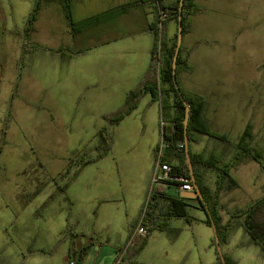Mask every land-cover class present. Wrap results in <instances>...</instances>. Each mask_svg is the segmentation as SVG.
<instances>
[{
  "label": "crops",
  "instance_id": "crops-1",
  "mask_svg": "<svg viewBox=\"0 0 264 264\" xmlns=\"http://www.w3.org/2000/svg\"><path fill=\"white\" fill-rule=\"evenodd\" d=\"M166 2L173 5L177 0ZM195 2L196 10L190 16V31L183 35L181 46L182 54L188 57L192 70L181 71L178 81L184 92L204 98L206 107L201 126L206 125L210 131L227 137L226 128L217 125L216 121L231 118L229 92L221 91L224 85L222 80L212 79L210 73L213 70L220 73L213 64L216 60L218 67L221 66L227 47L231 54L238 51L239 31L229 39L230 42L227 37L213 34L209 26L213 20L209 15L211 2ZM34 3L35 0H0V22H5V27L11 25L6 19L10 13L6 10L13 6L22 8L19 14L23 26L19 30L17 27H6L5 30L29 40L26 50L29 53H33L39 40L43 39L45 51L59 57L50 62L51 69L61 78L51 89L52 103L58 102L60 95L64 99L62 102L68 104L65 109L67 129L72 125V120L82 114L84 105H88L86 110L91 117L103 121L94 129L105 127L103 115L124 103L128 92L139 84L151 65L155 44L152 30L156 22L155 4L140 0H45L33 26L26 30L24 24ZM177 33L176 21H168L167 39L171 41ZM245 103L249 107L245 113H254L253 105L250 106V94ZM175 114V108H169V117ZM161 115L160 102L152 94H145L131 114L120 123L105 127L109 136L112 133L114 137H111L110 152L93 163L79 165L65 186L58 185L51 189L48 198L37 203L32 217L39 215L38 206L44 207L45 214L50 217L48 222L55 230L53 244L63 237L61 264H71L74 257L70 258V254L79 253L85 247L88 249L84 260L91 250L96 249L98 257L107 256L113 264H118L121 257L123 260L142 259L143 263L148 264H217L214 230L212 225L205 222L208 213L202 208L200 200L193 198L186 201L187 213L192 220L162 217L159 223L164 228H156L149 233L143 249L137 255H129L136 241L126 249L130 234L138 226L151 187L156 151L161 139ZM251 120L250 117L246 119L237 141L250 125L254 134L252 144L255 145L257 132ZM189 138L190 153L213 165L203 168L199 164L193 165V168L194 174L196 171L204 173V183L214 195L218 191L219 179V171L214 165L222 167L234 162L238 154L236 142L222 141L198 131H192ZM179 163V158L172 154L170 164ZM89 168L92 169L91 174L87 172ZM245 172L246 176H243ZM230 174L239 187L230 188V182L226 180L218 192V213L222 223L230 220L229 211L245 209L264 197V168L260 162L245 158L231 167ZM41 190L38 188L33 193L30 198L33 199L27 202L29 205ZM159 190L164 192L165 197L181 196L174 183H157L155 193ZM141 237L145 236L137 238ZM241 246L255 247L264 257L261 248L246 230L238 226L232 231L228 242L222 245L224 254L234 264L240 263L235 249ZM161 255L165 258H161ZM75 262L78 264L77 260ZM119 264L125 263L122 261Z\"/></svg>",
  "mask_w": 264,
  "mask_h": 264
},
{
  "label": "rangeland",
  "instance_id": "rangeland-1",
  "mask_svg": "<svg viewBox=\"0 0 264 264\" xmlns=\"http://www.w3.org/2000/svg\"><path fill=\"white\" fill-rule=\"evenodd\" d=\"M209 1V15L213 19L209 26L213 34L227 37L230 42L239 31L238 51L231 54L227 47L221 66L216 60L213 64L220 73L216 70L210 73L212 79L228 85L222 86L221 91L229 92L231 101L228 104L231 118L217 120L216 124L225 127L227 137L237 142L246 119L252 118L257 132L255 146L264 151V0ZM6 11L10 13L6 19L11 24L7 23V29L19 30L23 26L19 14L22 8L13 6ZM3 23L0 22V264H61L63 239L60 237L53 244L55 230L48 222L49 215L44 207L38 206L39 215L32 217L33 209L48 198L51 189L65 186L83 160L96 156L101 130L109 123L106 121L105 127L94 129L103 121L91 117L86 110L88 105H84L82 114L67 129L68 104L62 102L60 95L58 102L52 103L51 89L61 78L51 69L50 62L59 57L45 51L43 39L29 53L26 51L29 44L25 48L27 39L6 31ZM26 24L27 19L25 29ZM249 94L253 115L245 113L249 109L245 103ZM261 166L264 168V154ZM38 188H42L41 192L29 205L28 200L33 199L30 198ZM235 250L239 264H264V257L255 247L241 246ZM109 260L107 256L98 257L93 249L84 264H113ZM138 262L148 264L142 259Z\"/></svg>",
  "mask_w": 264,
  "mask_h": 264
},
{
  "label": "trees",
  "instance_id": "trees-1",
  "mask_svg": "<svg viewBox=\"0 0 264 264\" xmlns=\"http://www.w3.org/2000/svg\"><path fill=\"white\" fill-rule=\"evenodd\" d=\"M43 1L45 0H35L33 9L27 18L26 30H28L30 26H33ZM144 1L154 3L156 8V22L152 27L155 35V44L152 53L151 65L139 84L128 92L124 103L117 109L104 114L103 118L108 121L109 124H118L137 108L145 94H152L158 101H160L162 116L167 122L163 128L162 136L168 145L164 150L161 161L162 163H167L170 165L171 170L169 172V176L171 178L177 177L186 180L190 178L185 152L184 133V120L187 108L190 110L188 125L189 137L191 136L192 131H198L218 138L222 141L231 143L232 141L224 135L216 134L210 131L207 129L206 125L201 126L200 123H202L204 110L206 107V102L201 95L186 93L181 87L179 92L175 86L173 79V57L177 45L178 33L170 41L166 37V27L168 21L170 20H174L178 24V18L180 14V0H177V2L173 5H169L166 0H140V2ZM195 10V0L183 1V7L181 11L183 34H186L190 31V16ZM161 12L167 13V19L163 22L162 26V49L159 53L157 50L160 36L158 22ZM68 16L71 19V12L69 8ZM155 53H159L158 59L154 58ZM191 70L192 66L189 63L188 57H185L182 54V49H180L176 68L177 80L181 71ZM169 108H175L176 114L173 117H169ZM100 135L102 140L97 156L83 160L82 165H87L103 158L112 149V139L107 133V129L104 128V130H101ZM253 140V130L252 127L248 125L240 139L235 143L236 148L238 149V154L234 162L229 165H223L222 167H217L214 165V167L219 171L218 191H216V194L212 195V193L209 192V188L204 183V173H197L196 171L195 175L202 194L204 195V200L202 202L200 201V204L202 208L208 213V217L205 222L208 225H212L213 223L216 225L221 245L228 242L232 231L236 227L242 226L250 235L253 242L258 245L264 253V197L255 201L245 209H241L236 212L229 211L231 218L227 223H222V217L218 213L220 208L218 192L221 188H223L224 182L228 180L230 182V188L239 187L238 182L230 174L231 167H234L245 158H252L261 163L264 151L257 149L256 146L252 144ZM180 144H183V147H180ZM172 154L179 158V164H170V157ZM191 159L194 166L200 164L203 168L213 167V165L207 163L206 160H200V157L197 155L191 154ZM162 183H174L178 186L180 181L174 179H165L162 181ZM189 199L190 198L181 197L180 195H177L175 198L165 197L163 191H156V193L153 195V204L147 211L144 219V225L148 229V234L145 237H141L140 239L137 238L135 240L136 242L130 250V257L137 255L143 249L146 240L149 237V233L154 231L156 228H164L159 223L162 217H184L188 220H192L193 218L187 213L188 203H186V201ZM87 249L88 248L85 247L79 253L75 252V254H70V258L74 257L72 260H77L78 264H82ZM225 259L227 264H233V261H231L227 255H225ZM122 261L125 264H140L137 260L132 258H129L128 260L122 259L121 262ZM217 264H223L219 254Z\"/></svg>",
  "mask_w": 264,
  "mask_h": 264
},
{
  "label": "built area",
  "instance_id": "built-area-1",
  "mask_svg": "<svg viewBox=\"0 0 264 264\" xmlns=\"http://www.w3.org/2000/svg\"><path fill=\"white\" fill-rule=\"evenodd\" d=\"M166 19H167V13L161 12L159 22H158V29L160 32V36H159V40H158L157 50L159 53L162 49V38H161L162 26H163V22ZM27 46H28V42L25 41V48ZM159 53H155L154 58L158 59ZM166 124H167V122L165 121L164 117L161 115V119H160L161 139H160V142L158 144L157 151H156V162L154 165V170H153V175H152V180H151V187H150V190L148 192L146 201L144 203L138 226L130 234L126 249L134 244V242L138 236H140V235L146 236L148 234V229L144 225V219H145L147 211L149 210V208L153 204V195L155 194V185L157 183H160L165 179H174V180L180 181V184L177 186L179 194L182 192H185V191H192V188H193L190 181L184 180L183 178H177V177L171 178L169 176V172L171 170L170 165L167 163H162V161H161L164 150L167 148V145H168V143L165 141V139L162 136L163 128ZM179 146L183 147V144H180ZM121 260H122V257L118 260V264L121 262ZM70 263L76 264V262L74 260L71 261Z\"/></svg>",
  "mask_w": 264,
  "mask_h": 264
},
{
  "label": "water",
  "instance_id": "water-1",
  "mask_svg": "<svg viewBox=\"0 0 264 264\" xmlns=\"http://www.w3.org/2000/svg\"><path fill=\"white\" fill-rule=\"evenodd\" d=\"M183 1L184 0H180V3H179L180 14H179V18H178L177 45H176V49H175V53H174V57H173V79L175 82V86L179 92H180V86H179L177 76H176V68H177V60H178L180 49L182 46L183 35H184L183 34V26H182V14H181L182 7H183ZM189 115H190V110H189V108H187L185 120H184V133H185V152H186L187 163H188L189 170H190V178H188L186 180L192 182L193 188H192V191L182 192L181 196L184 198L199 199L202 202L204 200V196L202 194V191L198 185L196 176L194 174V168H193V163H192V159H191V153L189 150V142H190V138L188 135ZM212 227H213L214 234H215L216 248H217L219 257H220L221 261L223 262V264H227L226 259H225V254L223 252L222 245L220 243V238H219V234L217 231V227L214 223L212 224Z\"/></svg>",
  "mask_w": 264,
  "mask_h": 264
}]
</instances>
